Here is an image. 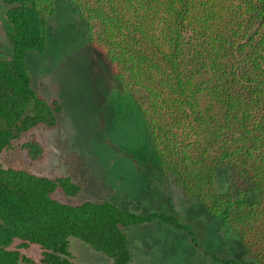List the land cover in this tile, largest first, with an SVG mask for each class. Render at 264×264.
I'll return each instance as SVG.
<instances>
[{"label": "trees", "instance_id": "1", "mask_svg": "<svg viewBox=\"0 0 264 264\" xmlns=\"http://www.w3.org/2000/svg\"><path fill=\"white\" fill-rule=\"evenodd\" d=\"M55 1L1 0L10 54L0 58V155L16 149L42 160L36 131L56 127L62 113L58 97L32 87L27 69V57L47 49ZM66 2L137 110L158 174L190 206L178 216L155 188L163 203L144 213L108 200L61 202L56 191L80 192L70 177L0 162V264H77L72 238L110 264H131L124 230L156 221L186 234L206 264H264V0ZM212 218L221 230L212 232ZM32 248L36 258L23 253Z\"/></svg>", "mask_w": 264, "mask_h": 264}, {"label": "rangeland", "instance_id": "2", "mask_svg": "<svg viewBox=\"0 0 264 264\" xmlns=\"http://www.w3.org/2000/svg\"><path fill=\"white\" fill-rule=\"evenodd\" d=\"M4 14L0 0V58L10 54ZM27 69L32 87L48 100L58 97L63 110L56 127L36 131L45 150L42 160L30 161L24 153L9 150L0 155L4 167L40 176L70 177L80 192L69 198L56 191L53 197L61 202L108 200L144 213L159 209L157 204L163 203L157 201L159 194L153 195L155 188L169 198L178 216L187 211L190 204H186L177 186L158 174L157 158L130 97L113 78L106 59L82 37L80 22L66 0L55 1V13L48 23L47 49L41 55L30 54ZM227 182V172L218 171V188H225ZM219 221L212 218L206 223L213 232L217 226L223 228ZM124 231L132 254L131 264H206L192 255L186 234L160 222ZM69 250L77 264H110L104 255L76 238L69 240ZM23 253L37 256L34 248Z\"/></svg>", "mask_w": 264, "mask_h": 264}]
</instances>
